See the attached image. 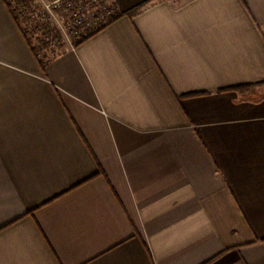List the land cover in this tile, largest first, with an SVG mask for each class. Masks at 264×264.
I'll return each instance as SVG.
<instances>
[{"label":"crops","instance_id":"obj_1","mask_svg":"<svg viewBox=\"0 0 264 264\" xmlns=\"http://www.w3.org/2000/svg\"><path fill=\"white\" fill-rule=\"evenodd\" d=\"M45 59L0 0V264H264V0H114Z\"/></svg>","mask_w":264,"mask_h":264},{"label":"built area","instance_id":"obj_2","mask_svg":"<svg viewBox=\"0 0 264 264\" xmlns=\"http://www.w3.org/2000/svg\"><path fill=\"white\" fill-rule=\"evenodd\" d=\"M31 2L32 0H7V3L13 6L18 19L22 12L24 19H30L32 24L35 23V26L27 27L26 33H56L50 25L54 23L49 13L57 12L61 16L60 23L66 33H77L78 36L82 33L80 41L105 28L120 13L114 0H48L43 8L36 7L29 15L25 7L27 3L32 5ZM68 7L72 14L65 21L66 15L59 11L68 10Z\"/></svg>","mask_w":264,"mask_h":264},{"label":"rangeland","instance_id":"obj_3","mask_svg":"<svg viewBox=\"0 0 264 264\" xmlns=\"http://www.w3.org/2000/svg\"><path fill=\"white\" fill-rule=\"evenodd\" d=\"M47 2L48 0H32V5H30L29 3L26 4L25 11H27L30 15L32 10H34L36 7L40 8V6L41 8H43L44 5L47 4ZM8 5L13 8V6H11L9 3ZM70 12L71 11L69 7L68 10L64 9L63 11H59V13L66 15L64 17L65 21H67V17L72 14ZM49 15H52V21L54 25L51 23L50 25L53 27L52 29L56 31V33H26L27 27H29L30 25L35 26V23L32 24L30 19H24L22 12L19 17V21L25 33L27 34L28 39L31 41L32 45L36 47L37 51L39 52V57L43 58L44 60L56 56L64 52L67 48L76 45L77 42L80 41V37H82V33H79L80 36L76 35L77 33H66L60 23L62 22L61 16H59L57 12L49 13ZM35 30L36 29H34L33 31L35 32Z\"/></svg>","mask_w":264,"mask_h":264},{"label":"trees","instance_id":"obj_4","mask_svg":"<svg viewBox=\"0 0 264 264\" xmlns=\"http://www.w3.org/2000/svg\"><path fill=\"white\" fill-rule=\"evenodd\" d=\"M139 10H140V8H138V9H134V10H132V11H128V12H126V13H119L117 16L119 17V16L124 15V14H128L129 16H134L135 14H137V12H138ZM117 16H116L115 18H117ZM18 22L20 23L19 19H18ZM20 25H21V23H20ZM21 27H22V25H21ZM22 30L24 31L23 27H22ZM24 32H25V31H24ZM25 34H26V33H25ZM26 36H27V34H26ZM28 40H29V39H28ZM29 42H30V44H32L30 40H29ZM80 42H81V41L77 42L76 45H78ZM33 50H34L35 54H36L37 56H39V52L37 51L36 47L33 46ZM39 59H40L42 65L45 66V60H44L43 58H39ZM258 85H264V82H263V83H260V84H257V85H252V84H249V85H240V86L233 87V88H231V89H232V90H236V91H240V92H246V91H249V90L255 88V87L258 86Z\"/></svg>","mask_w":264,"mask_h":264}]
</instances>
